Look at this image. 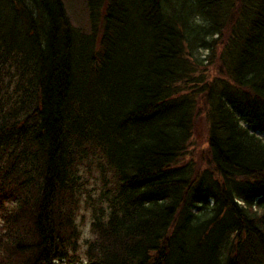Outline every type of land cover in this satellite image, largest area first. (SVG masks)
<instances>
[{
  "label": "trees",
  "instance_id": "16d2710c",
  "mask_svg": "<svg viewBox=\"0 0 264 264\" xmlns=\"http://www.w3.org/2000/svg\"><path fill=\"white\" fill-rule=\"evenodd\" d=\"M86 11L0 0V264H264V0Z\"/></svg>",
  "mask_w": 264,
  "mask_h": 264
},
{
  "label": "rangeland",
  "instance_id": "374dc122",
  "mask_svg": "<svg viewBox=\"0 0 264 264\" xmlns=\"http://www.w3.org/2000/svg\"><path fill=\"white\" fill-rule=\"evenodd\" d=\"M65 9L71 22L86 29L88 27V17L86 11V0H63ZM80 28V29H83ZM202 57L205 58L206 52L202 51Z\"/></svg>",
  "mask_w": 264,
  "mask_h": 264
}]
</instances>
